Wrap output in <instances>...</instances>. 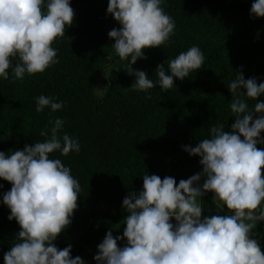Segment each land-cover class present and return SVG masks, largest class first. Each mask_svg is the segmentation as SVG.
Segmentation results:
<instances>
[{
  "label": "clouds",
  "instance_id": "clouds-1",
  "mask_svg": "<svg viewBox=\"0 0 264 264\" xmlns=\"http://www.w3.org/2000/svg\"><path fill=\"white\" fill-rule=\"evenodd\" d=\"M165 0H108L106 13L120 25L107 35L126 72L134 75L129 88L148 92L174 87L205 65L198 45L180 52L165 64L157 65L153 81L143 70H133L138 59H146L145 49L170 46L176 22L165 12ZM75 12L71 0H0V80L23 81L26 75L43 73L59 63L54 46L72 26ZM250 17H264V0H254ZM167 73V74H166ZM229 105L235 118L231 131L220 123L209 128L208 138L195 147L183 146L190 156H198L202 170L181 179L143 174L142 190L130 192L122 201L127 213L121 221L123 234L106 232L97 245L95 264H264L257 238L258 223L264 222V82L245 79L239 73L227 86ZM98 90V89H97ZM101 91V90H100ZM255 104L249 107L248 101ZM35 110L49 109L48 123L39 135L43 141L25 144L23 150L0 151V179L11 184L0 203L9 209V221L19 231L4 264H86L72 257L69 244L62 250L53 243L71 224L78 208L81 184L59 158L81 150L79 138L63 131L65 120L52 113L65 102L41 94ZM212 193L216 209L224 215H202V197ZM174 219L175 223L172 222ZM124 240V246L119 242Z\"/></svg>",
  "mask_w": 264,
  "mask_h": 264
},
{
  "label": "trees",
  "instance_id": "trees-1",
  "mask_svg": "<svg viewBox=\"0 0 264 264\" xmlns=\"http://www.w3.org/2000/svg\"><path fill=\"white\" fill-rule=\"evenodd\" d=\"M253 2L165 0L162 6L176 22L172 44L145 49L146 59H138L133 70L156 81L157 65L193 45L206 57L200 70L183 81L175 79L168 91L159 86L147 93L129 89L135 77L126 72L107 35L120 28L106 13L108 0H71L74 22L54 44L59 63L23 81L0 80V151L43 141L39 133L50 117L47 108L35 110V97L41 94L65 102L52 116L63 118V131L79 138L78 154H50L71 168L82 189L71 224L53 242L58 249L71 244L73 258L91 253L107 231L122 223L127 215L122 201L142 190L143 174L170 176L179 183L202 170L200 158L183 146L195 147L208 138L213 125L224 123L225 131H231L235 118L227 86L237 74L264 82V17H250ZM257 102H264V95ZM248 103L252 107L255 101ZM10 188L0 179V199ZM211 197H202V215L226 214ZM9 214L0 203V264L20 230ZM253 231L264 253V222Z\"/></svg>",
  "mask_w": 264,
  "mask_h": 264
},
{
  "label": "rangeland",
  "instance_id": "rangeland-1",
  "mask_svg": "<svg viewBox=\"0 0 264 264\" xmlns=\"http://www.w3.org/2000/svg\"><path fill=\"white\" fill-rule=\"evenodd\" d=\"M108 73V70L106 71V74ZM102 74H103V71H102ZM259 148H264L263 147H259ZM262 173H264V169H262ZM261 208L264 207V202H262ZM220 209L222 211H227L226 209L224 210L223 207L221 206ZM263 210V209H261ZM172 222L175 223L174 219H172ZM124 227L125 225H123L122 223L117 226L115 229L112 230V233H113V236H116V235H122L123 234V230H124ZM104 238V237H103ZM103 238L101 239V241L103 240ZM100 241V242H101ZM99 242V243H100ZM125 244V241L122 240L119 242V246H124ZM98 245V244H97ZM97 245H95L94 247H92L90 250L92 251L91 253H87V254H84V256H81L82 259H84L86 261V264H95V261L93 260V257L94 255L96 254L97 252Z\"/></svg>",
  "mask_w": 264,
  "mask_h": 264
}]
</instances>
